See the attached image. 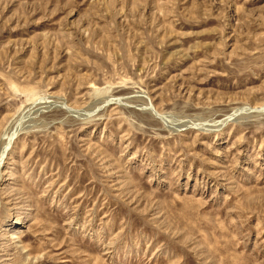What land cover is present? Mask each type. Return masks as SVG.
<instances>
[{"label":"rangeland","instance_id":"obj_1","mask_svg":"<svg viewBox=\"0 0 264 264\" xmlns=\"http://www.w3.org/2000/svg\"><path fill=\"white\" fill-rule=\"evenodd\" d=\"M0 264H264V0H0Z\"/></svg>","mask_w":264,"mask_h":264}]
</instances>
